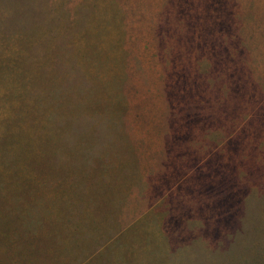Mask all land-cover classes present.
Returning <instances> with one entry per match:
<instances>
[{"label": "rangeland", "instance_id": "rangeland-1", "mask_svg": "<svg viewBox=\"0 0 264 264\" xmlns=\"http://www.w3.org/2000/svg\"><path fill=\"white\" fill-rule=\"evenodd\" d=\"M0 264H264V0H0Z\"/></svg>", "mask_w": 264, "mask_h": 264}]
</instances>
